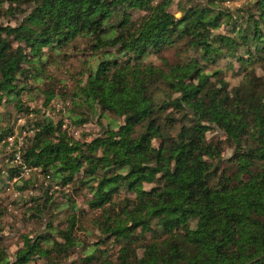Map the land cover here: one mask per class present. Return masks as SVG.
<instances>
[{
	"label": "trees",
	"instance_id": "16d2710c",
	"mask_svg": "<svg viewBox=\"0 0 264 264\" xmlns=\"http://www.w3.org/2000/svg\"><path fill=\"white\" fill-rule=\"evenodd\" d=\"M220 2L183 0L172 11L171 0H0V19L8 11L13 22L0 23V107L31 116L17 133L22 165L35 169L23 178L1 157L0 192L14 186L18 200L30 192V218L48 214L40 240L25 239L13 256L0 229V264H264V0H249L252 12L220 10ZM221 23L229 34L213 33ZM77 41L89 51L84 82L70 94L72 108L87 112L79 123L123 119L90 142L71 139L20 97L26 79L43 84L46 67L65 60L67 49L81 54ZM170 49L174 62L163 57ZM226 59L237 63V86L219 70L205 71ZM32 90L44 107L58 102L51 87ZM11 121L0 112V143L14 134ZM225 147L232 153L226 160ZM16 150L5 144L0 154L13 160ZM70 184L76 194L88 191L89 211L124 195L116 210L92 221L101 241L66 263L85 246L73 237L77 220L62 228L52 211L73 212L75 202L63 195L66 202L57 204L50 193ZM109 240L116 255L96 257Z\"/></svg>",
	"mask_w": 264,
	"mask_h": 264
},
{
	"label": "rangeland",
	"instance_id": "374dc122",
	"mask_svg": "<svg viewBox=\"0 0 264 264\" xmlns=\"http://www.w3.org/2000/svg\"><path fill=\"white\" fill-rule=\"evenodd\" d=\"M206 2L207 0H201ZM172 2V11H176V7L183 2V0H171ZM217 7L220 10L229 9L234 11L239 8H245L248 11H253V7L250 5L249 0H221ZM5 16L0 19V23L7 24L9 19H11L10 12L6 11ZM137 13L131 18L132 21L137 20ZM176 17H179L178 13H175ZM21 18V17H20ZM13 24V22H9ZM119 32V30L117 31ZM214 34H229L228 28L221 23L220 27L214 30ZM78 43V44H77ZM77 50L78 52H82L76 56V50L73 48L67 49V58L65 60L58 59L56 64L50 65L45 69V76L47 75L49 78L48 80L44 79V83L36 82L33 79H26V89L20 95L21 100L26 106H29L31 109H38L41 113H45V115L52 119L53 123H61L62 128L66 130L68 137L75 141L79 142H90L97 136H100L103 132V129L107 127L109 122H113L117 125V123H122L123 119L116 118L112 115H107L106 118H99L97 116L90 117L87 121L79 123L80 120L86 119V117H82L85 110H74L72 108L70 102V94L73 90H75L77 81L80 83L84 82V78L81 74L85 71L86 60L88 59L87 53L88 48L87 46H83L81 41H77ZM175 50H168L163 53V57L167 58L169 61H175ZM192 53L189 52L187 54L182 53L180 56L179 61L181 63L187 62L192 58ZM152 61L156 65H161V61L154 57L148 59ZM207 65L204 62L202 65ZM237 63L234 60H231L228 64V60H222L218 62L217 65H207L206 72L211 73L215 70L221 71L222 78L227 82L229 87L237 86L240 82L241 77L238 75L237 71ZM48 87H51L55 90L57 94L55 96V102L62 101L66 104L63 113L56 112L54 108L51 106L54 105L53 102L49 105L44 107L43 96H39L36 92L32 89H39L40 90H47ZM30 90V91H28ZM57 105V104H56ZM54 105V106H56ZM54 110V111H53ZM0 112L7 114L11 117L12 121L11 124L14 127V133L17 132V129L22 125H26V121L31 118L24 117L22 113H16L12 105H3L0 107ZM87 113V112H86ZM89 114V113H88ZM23 117V118H19ZM3 118V116H2ZM6 116L3 118L2 126L6 125ZM215 137L218 135H214ZM222 139V138H220ZM153 147L156 148L158 145V141H154L152 143ZM8 154H0V158L4 157ZM223 158L229 159L232 155L231 150L227 147L223 148L222 150ZM4 159V158H1ZM227 162V161H226ZM228 164V163H227ZM24 178V177H23ZM41 179L34 181L30 184V186L39 185ZM45 184V183H44ZM46 185V184H45ZM22 187V185H20ZM12 191L16 190V187L12 186ZM14 188V189H13ZM24 186L22 187L23 191ZM73 189V185H68L67 187L60 190L57 186H53L51 189L52 198L55 203L61 205L66 202L65 197L63 195H70L75 202V211L72 212L69 207H63V209H56L52 211L56 216L54 225L60 221L62 222V228L65 227L64 223L68 219L77 220L76 225L74 227L73 237L75 240H79L80 243H83L85 248L82 246H78L73 252L68 255L66 258V263H70L72 261H76L81 256L83 257V251L87 248V246L93 245L101 241V236L97 233L96 229L93 228L92 221H94L95 217L101 215L105 211L115 209L116 205L120 202L121 198L123 197L124 193L121 191L118 195H115L112 199V203L106 205L102 209L89 211L87 201L90 199V195L87 190L83 189V192H79L78 194L74 193L75 190ZM29 188H26L24 191H28ZM26 197L18 200L13 197V194L7 192L6 190L0 192V202H2V207L5 209L4 214L0 216V229L2 230L3 234V245L6 247L7 252L10 256H13L15 251L23 246L24 240L29 239L32 243L35 241L40 240V234L45 229L46 225L45 222L48 219V214L43 216L42 220L31 219L30 214L27 212V209L30 207V204H26L29 195L31 193L25 192ZM23 195V193H22ZM33 197H40L42 196L39 192H33ZM31 197V196H30ZM1 207V208H2ZM2 208V209H3ZM81 210L83 212H81ZM116 210V209H115ZM152 235L154 234H146V239H151ZM149 242V241H147ZM41 244V243H40ZM84 249V250H83ZM118 247L112 243V240L106 241L101 243L97 248L96 257L100 256H109L113 257L116 255ZM86 252V250H85ZM139 255H141V251H139ZM41 259H35L31 262V264H42Z\"/></svg>",
	"mask_w": 264,
	"mask_h": 264
},
{
	"label": "built area",
	"instance_id": "2783aa9c",
	"mask_svg": "<svg viewBox=\"0 0 264 264\" xmlns=\"http://www.w3.org/2000/svg\"><path fill=\"white\" fill-rule=\"evenodd\" d=\"M56 104H54L56 106L53 105V108L55 109V111L63 113V111H64V107L62 105L63 103L61 101H58ZM5 144H6V148L7 149H11L14 146L17 147V150H16V152L14 153V156H13L14 157L13 160H10L8 158V155L4 156V157H6L4 159L5 163H9L12 166L20 167L21 171H22V173H21L22 177L28 176L31 171H35V169L31 170V169L26 168L24 165H22V160H21V156H20V147H21V145H23L22 136H18V133L16 132L13 135L7 137L5 139V141H2L0 143V150L2 149V146L5 145ZM15 181L16 180H13V182H15ZM6 191L12 193L14 198L19 196V192L12 191V188H7Z\"/></svg>",
	"mask_w": 264,
	"mask_h": 264
}]
</instances>
